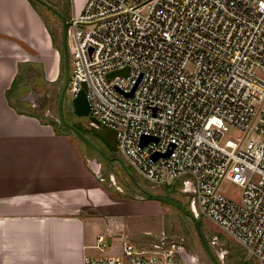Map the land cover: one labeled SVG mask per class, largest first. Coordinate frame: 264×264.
I'll list each match as a JSON object with an SVG mask.
<instances>
[{
	"label": "built area",
	"instance_id": "obj_1",
	"mask_svg": "<svg viewBox=\"0 0 264 264\" xmlns=\"http://www.w3.org/2000/svg\"><path fill=\"white\" fill-rule=\"evenodd\" d=\"M67 24L65 93L75 99L85 85L87 126L113 130L150 187L176 183L195 220L264 264V0H87ZM230 129L250 136L232 141ZM223 182L240 189L238 202ZM144 237H119L104 255L112 240L99 236L100 256L82 264H187L175 239ZM208 245L221 264L218 239Z\"/></svg>",
	"mask_w": 264,
	"mask_h": 264
},
{
	"label": "crops",
	"instance_id": "obj_2",
	"mask_svg": "<svg viewBox=\"0 0 264 264\" xmlns=\"http://www.w3.org/2000/svg\"><path fill=\"white\" fill-rule=\"evenodd\" d=\"M69 1L72 14L87 0ZM34 9L28 0H0V264H82L92 247L83 244L87 229L109 215L104 199H112L69 137L6 100L19 67L38 65L49 82L58 77L57 51ZM104 221L107 241L130 239L114 237L112 220Z\"/></svg>",
	"mask_w": 264,
	"mask_h": 264
},
{
	"label": "rangeland",
	"instance_id": "obj_3",
	"mask_svg": "<svg viewBox=\"0 0 264 264\" xmlns=\"http://www.w3.org/2000/svg\"><path fill=\"white\" fill-rule=\"evenodd\" d=\"M36 1V0H35ZM52 7L62 12L66 22L71 15V7L68 10L63 0H42ZM31 6L37 11L41 22L44 24L53 44V48L57 51L59 59L58 77L55 81L46 80L42 68L38 65L27 66L23 68V82L17 90V97L13 99V103L19 105L18 110L21 113L29 114L36 112L43 118V123H58V99L64 81V66L62 54V23L41 3L29 1ZM35 40H38L35 38ZM71 45V29L67 27V49ZM43 46V45H42ZM44 48V46H43ZM43 51V59L47 66L54 67L55 57L53 52ZM34 54V53H32ZM22 69V68H21ZM54 73H51V77ZM68 93L64 94V100L68 99ZM63 119L66 124L75 125L80 129V133L88 139L94 147L97 148L96 153L91 147L82 142L70 130V133H62L63 136L69 137L77 148L83 154L85 164L89 171L97 177L98 182L102 185L112 201L108 198L104 199L105 209L109 211L108 216L96 215L99 217L91 221L83 244L93 246L95 238L101 235L105 238L108 236L104 220L110 221L112 227V235L114 237L120 234L128 236L133 243H145L147 234L152 237L164 233L166 236L175 239L182 245L187 264H212L206 255L196 229L190 219L183 215L176 208L164 203L148 198L146 195H156L164 198H170L180 205L186 211L188 210L187 201L184 197L176 194V183L166 185L164 187L153 189L145 182L132 168H130L123 160L118 151L111 152L105 144H103L93 133L92 129L87 126V120L77 118L66 111L63 106ZM226 138L235 141L237 138L249 137V134L242 135L237 130L230 129L226 133ZM173 191L172 194L169 191ZM220 192L230 201L238 202L240 197V189L227 182L221 183ZM200 229L209 243L212 237L218 239L219 247L217 250L224 252L221 264H254L246 262L245 254L241 247L233 242L230 237L209 220L202 218L198 220ZM118 245V239L112 240V246L109 252L104 255H111L115 252ZM90 248V247H89ZM219 252V251H218ZM85 256H100L98 252L91 248L84 251Z\"/></svg>",
	"mask_w": 264,
	"mask_h": 264
},
{
	"label": "water",
	"instance_id": "obj_4",
	"mask_svg": "<svg viewBox=\"0 0 264 264\" xmlns=\"http://www.w3.org/2000/svg\"><path fill=\"white\" fill-rule=\"evenodd\" d=\"M39 3L44 4V2H42L41 0H36ZM61 23H62V54H63V66H64V81H63V86L61 89V92L59 94V99H58V117L60 122L62 123V125L67 128L68 130H70L76 137H78L82 142H84L85 144H87L89 147H91L96 153L101 154V152L99 153L97 148L94 147V145L88 140L86 139L80 132H78L72 125L66 124L64 119H63V106L64 108L72 115H74L77 118H84L86 119L88 117V104H87V100H86V96H85V91H86V87L85 85H82V90L80 91V93L78 94V96L75 99L72 100H64V94H65V90L67 87V83H68V79H69V63H68V49H67V27L68 24L66 22V20L60 16V14H57ZM114 74H121L122 76H124L125 71H120L117 73H113L110 74L107 78H110L111 76H113ZM130 96V95H129ZM92 133L98 138L100 139L105 145L106 147L111 151V152H116V137H115V132L113 130L107 129V128H100V129H92ZM148 198H151L155 201L164 203L166 205H170L171 207L176 208L178 211H180L183 215H185L188 219H190L196 229V232L198 234L200 243L206 253V255L208 256L209 260L211 261L212 264H220V262L217 260V258L215 257L213 251L211 250V248L209 247L201 229L200 226L198 224V221L195 220L191 214L186 211V209L180 205L178 202L172 200V199H168V198H164V197H160V196H156V195H146Z\"/></svg>",
	"mask_w": 264,
	"mask_h": 264
},
{
	"label": "trees",
	"instance_id": "obj_5",
	"mask_svg": "<svg viewBox=\"0 0 264 264\" xmlns=\"http://www.w3.org/2000/svg\"><path fill=\"white\" fill-rule=\"evenodd\" d=\"M28 1H32V2H37L35 0H28ZM65 1V5H66V8L69 10L70 9V1L69 0H63ZM38 3V2H37ZM66 19V18H65ZM67 21V20H66ZM63 60V59H62ZM22 68V69H21ZM23 68L24 67H19L18 69V74L16 75L15 79L13 80L11 86H10V89L6 92V100L8 101V104L9 106L14 109L16 111V113L18 114H24V113H21L20 110H18V106L20 105H17V104H14L12 101L15 97H17V90L20 88V83L23 82V75H22V71H23ZM24 115H27L29 117H33V118H36L37 120H39L40 122H42L40 119H42L43 117L38 115L36 112H30L29 114H24ZM58 123H52V124H49L52 129L54 130V132L56 133V135H62L63 132L69 134L70 131L65 128L62 123L60 122L59 120V117H58ZM43 123V122H42ZM43 124H46V123H43ZM48 124V123H47ZM78 132H80V129L78 127H76L75 125H72ZM67 134H65L67 136ZM170 194L173 193V191H169ZM198 224L200 226V223L198 221ZM195 228V227H194Z\"/></svg>",
	"mask_w": 264,
	"mask_h": 264
},
{
	"label": "flooded vegetation",
	"instance_id": "obj_6",
	"mask_svg": "<svg viewBox=\"0 0 264 264\" xmlns=\"http://www.w3.org/2000/svg\"><path fill=\"white\" fill-rule=\"evenodd\" d=\"M42 1V0H41ZM42 2H44V1H42ZM42 4V3H41ZM43 6H45V8L47 9V10H49L50 12H52V13H54V15H55V17H57L58 19H59V17H58V15L57 14H60V16H62L63 17V15H62V12L61 11H59L58 9H56V8H54V7H52L51 5H49L48 3H46V2H44V4H42ZM64 18V17H63ZM65 19V18H64ZM60 20V19H59ZM61 43H62V40H61ZM67 111V110H66ZM68 112V111H67ZM69 113V112H68ZM72 115V114H71ZM72 116H74V115H72ZM100 140V139H99ZM101 141V140H100ZM102 142V141H101ZM103 143V142H102ZM104 144V143H103ZM168 199H171V197L170 198H168Z\"/></svg>",
	"mask_w": 264,
	"mask_h": 264
}]
</instances>
